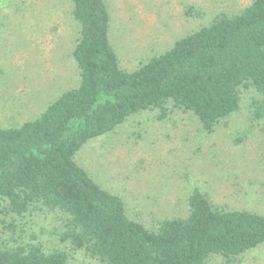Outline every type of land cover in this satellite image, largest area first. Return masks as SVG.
<instances>
[{
	"label": "trees",
	"instance_id": "16d2710c",
	"mask_svg": "<svg viewBox=\"0 0 264 264\" xmlns=\"http://www.w3.org/2000/svg\"><path fill=\"white\" fill-rule=\"evenodd\" d=\"M80 24L72 51L78 84L35 119L0 128V232L36 211L58 212L60 239L102 264L239 262L264 244V213L219 204L200 188L187 213L153 227L128 214L123 198L78 162L95 139L128 118L152 113L168 121L195 115L208 132L239 111L253 88L254 117L264 118V0L237 11L189 3L197 27L134 69L121 65L107 0H71ZM70 253L29 240L0 243V264H70Z\"/></svg>",
	"mask_w": 264,
	"mask_h": 264
},
{
	"label": "rangeland",
	"instance_id": "374dc122",
	"mask_svg": "<svg viewBox=\"0 0 264 264\" xmlns=\"http://www.w3.org/2000/svg\"><path fill=\"white\" fill-rule=\"evenodd\" d=\"M252 0H107L112 40L121 65L134 69L153 53L170 48L197 22L185 16L189 3L224 5L237 11ZM80 24L71 0H0V128L38 117L50 101L78 84L72 51ZM243 88L239 111L208 132L192 113L158 121L152 113L128 118L115 131L93 140L78 155L104 188L119 194L128 214L153 227L187 213L196 188L233 208L264 213V118L254 117ZM58 212L36 211L2 226L0 243L36 234L46 249H65L70 264H102L62 241ZM207 264H264V244L239 262L213 257Z\"/></svg>",
	"mask_w": 264,
	"mask_h": 264
}]
</instances>
